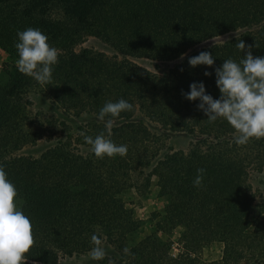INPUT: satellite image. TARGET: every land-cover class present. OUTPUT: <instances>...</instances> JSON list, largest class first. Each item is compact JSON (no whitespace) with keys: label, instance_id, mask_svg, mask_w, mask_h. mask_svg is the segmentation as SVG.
Masks as SVG:
<instances>
[{"label":"trees","instance_id":"1","mask_svg":"<svg viewBox=\"0 0 264 264\" xmlns=\"http://www.w3.org/2000/svg\"><path fill=\"white\" fill-rule=\"evenodd\" d=\"M28 27L59 51L51 83L14 66L0 84V165L32 223L25 264L87 257L93 234L106 255L92 264H264V138L235 144L226 121L208 123L199 101L181 95L203 81L218 98L213 70L243 58L240 40L264 56V0H0V49L14 64L16 34ZM89 39L103 51L82 48ZM202 51L213 67L190 68L187 58ZM38 96L64 116L55 131L38 123ZM121 98L134 109L106 128L108 117L97 114ZM81 133H104L127 153L96 158ZM181 139L186 146L173 149ZM38 146L39 155L25 152ZM153 179L169 203L137 240L140 222L126 197L146 196ZM178 228L173 257L168 235ZM213 244L220 260L202 262Z\"/></svg>","mask_w":264,"mask_h":264},{"label":"clouds","instance_id":"2","mask_svg":"<svg viewBox=\"0 0 264 264\" xmlns=\"http://www.w3.org/2000/svg\"><path fill=\"white\" fill-rule=\"evenodd\" d=\"M15 49L16 65L22 74L40 84L52 81L54 66L58 63V49L48 43V37L38 28L28 27L17 32ZM235 47L244 53L239 62L229 58L221 66L214 68L215 86L219 97L214 99L207 94L203 81L189 84L188 91L181 92L189 102L199 101V111L207 117L208 123L222 119L233 129V140L237 145H245L252 138H264V56L254 57L251 47L240 40ZM186 54L182 53L183 60ZM215 58L208 51L188 57L187 64L195 69L198 66L212 68ZM183 69H181L182 71ZM205 77L213 75L205 71ZM134 105L121 98L108 101L100 108L97 118L111 128L122 112L132 111ZM84 143L90 146L96 158L123 157L127 145L116 144L104 133L95 137L84 135ZM205 169H197L194 187H201ZM17 190L7 178L3 165H0V264H25L26 253L34 243L30 218L18 209L15 202ZM92 247L89 256L93 261L102 260L106 253L102 240L96 234L91 236ZM127 251V249H125Z\"/></svg>","mask_w":264,"mask_h":264},{"label":"rangeland","instance_id":"3","mask_svg":"<svg viewBox=\"0 0 264 264\" xmlns=\"http://www.w3.org/2000/svg\"><path fill=\"white\" fill-rule=\"evenodd\" d=\"M82 48L92 49L93 51H103L101 44L93 39L87 40ZM17 65L10 61L8 55L0 49V84L5 85L9 80V74L12 71V67ZM51 101L47 98L38 96L34 102V109L38 114V123L47 124L52 130L61 122L64 117L62 112L55 110ZM170 144V143H169ZM187 144V140L181 139L174 140L171 145L173 149L183 148ZM45 146H38L33 150H27L25 152L32 153V155H39L43 151ZM128 208H130L134 214V217L140 222L141 230L140 234L136 237L137 240L148 235L154 224L164 214V211L169 203V198L166 195H161L157 186L156 179H153L150 184L149 191L146 196H138L133 193L126 197ZM181 229L178 228L168 235L170 242L173 243L172 253H178L179 244L178 238ZM222 247L219 244H213L209 247H205L199 254V258L204 263L218 262L221 258ZM60 264H92V260L87 257H72L63 259Z\"/></svg>","mask_w":264,"mask_h":264},{"label":"built area","instance_id":"4","mask_svg":"<svg viewBox=\"0 0 264 264\" xmlns=\"http://www.w3.org/2000/svg\"><path fill=\"white\" fill-rule=\"evenodd\" d=\"M172 248H173V245H172ZM172 256L175 257L176 256V253H172Z\"/></svg>","mask_w":264,"mask_h":264}]
</instances>
